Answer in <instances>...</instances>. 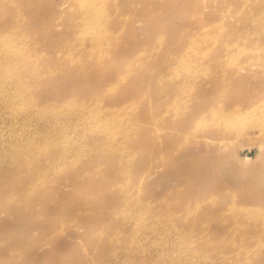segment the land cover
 Returning a JSON list of instances; mask_svg holds the SVG:
<instances>
[{
    "label": "rangeland",
    "instance_id": "rangeland-1",
    "mask_svg": "<svg viewBox=\"0 0 264 264\" xmlns=\"http://www.w3.org/2000/svg\"><path fill=\"white\" fill-rule=\"evenodd\" d=\"M69 1L32 2L37 41L69 29ZM26 4L0 0V35L14 46L0 59L19 43L15 10L1 8ZM106 4L112 54L92 59L85 82L52 75L41 92L105 98L113 116L93 126L109 143L76 140L43 176L24 174L23 158L0 161V264H264V0ZM60 56L53 65L74 72ZM10 123L0 119L1 152L11 153Z\"/></svg>",
    "mask_w": 264,
    "mask_h": 264
},
{
    "label": "bare ground",
    "instance_id": "bare-ground-1",
    "mask_svg": "<svg viewBox=\"0 0 264 264\" xmlns=\"http://www.w3.org/2000/svg\"><path fill=\"white\" fill-rule=\"evenodd\" d=\"M33 1L35 2V0H27L25 6L17 5L13 9L10 5L1 8L10 12L15 10L13 19L17 18L14 20L16 29L12 35L16 34L17 37L12 40L19 43L16 44L17 48L13 54L4 52L8 54L7 57L0 59V110L2 111L0 119L12 122L8 125H13L15 136L7 147L11 149L12 154L0 151V161H6V166L3 165L5 168L12 166L16 168L14 163L23 158L30 163L32 169L23 172L24 174H34L39 169L43 176L54 165L53 163L45 165V163L53 157H58L59 163L67 160L73 153L69 148L76 140L82 147L83 143H86L85 146L93 150L109 143L106 139L108 134L93 126L107 122L113 116L114 110L109 106L110 104L105 103V98H99L97 101L83 100L82 103L77 100L60 103L56 99V94L48 95L41 90L52 81L48 78L52 75L54 77L77 75L84 81L74 76L77 80L85 82L91 77L89 72L85 74L87 66L93 65L92 59H97V62L103 65V61L112 54L117 37L111 32L114 25L107 15L112 8L107 6V0H70L65 11L68 15L65 23L69 29L61 32L57 39L52 38L54 40L52 45L49 37L44 36L37 41L35 38L43 36L36 34V30L29 31L26 28L30 20L35 21ZM9 15L11 18L10 13ZM10 25L3 24L2 31H7ZM10 38L11 32L0 35V52L14 49ZM58 55H61L60 60L68 62L64 66L73 63L75 71L65 74L64 67L53 65L55 62L53 58ZM103 58L104 60H101ZM4 91H9L14 98L4 99L2 95ZM56 101L61 106H58ZM117 145V142L113 143L110 140V147ZM18 147L21 148L17 149ZM23 148L27 150L26 154L20 152ZM44 152L48 154L42 157ZM29 158L34 161H30ZM38 163H40L39 167ZM122 188L124 195L119 203L127 208L132 199L129 195L126 196L127 189Z\"/></svg>",
    "mask_w": 264,
    "mask_h": 264
}]
</instances>
